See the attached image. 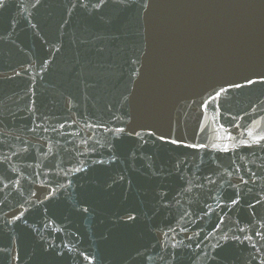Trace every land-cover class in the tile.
<instances>
[{"label": "water", "instance_id": "obj_1", "mask_svg": "<svg viewBox=\"0 0 264 264\" xmlns=\"http://www.w3.org/2000/svg\"><path fill=\"white\" fill-rule=\"evenodd\" d=\"M0 264H264V0H2Z\"/></svg>", "mask_w": 264, "mask_h": 264}, {"label": "snow or ice", "instance_id": "obj_2", "mask_svg": "<svg viewBox=\"0 0 264 264\" xmlns=\"http://www.w3.org/2000/svg\"><path fill=\"white\" fill-rule=\"evenodd\" d=\"M37 2H38V0H37ZM102 2H103V0H102ZM0 3H2V0H0ZM248 83H250V84L251 83H255V81L249 80ZM234 86L235 87H240V85H234ZM224 91H225V89H223V88L220 90V92H224ZM220 92L217 93V96L220 95ZM173 143H176V141H173ZM233 203H236V201H233Z\"/></svg>", "mask_w": 264, "mask_h": 264}]
</instances>
